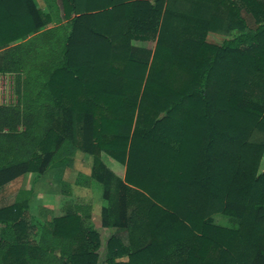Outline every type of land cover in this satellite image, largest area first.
I'll list each match as a JSON object with an SVG mask.
<instances>
[{
  "label": "trees",
  "instance_id": "1",
  "mask_svg": "<svg viewBox=\"0 0 264 264\" xmlns=\"http://www.w3.org/2000/svg\"><path fill=\"white\" fill-rule=\"evenodd\" d=\"M60 3L68 23L49 28L35 0H0L18 98L0 108V189L82 151L128 242L102 257L90 221L37 224L21 192L0 208V264H264V0Z\"/></svg>",
  "mask_w": 264,
  "mask_h": 264
},
{
  "label": "crops",
  "instance_id": "2",
  "mask_svg": "<svg viewBox=\"0 0 264 264\" xmlns=\"http://www.w3.org/2000/svg\"><path fill=\"white\" fill-rule=\"evenodd\" d=\"M59 0L53 2L50 6H47L46 0H42L40 8L43 9L44 12L52 11V25L49 28H55L58 26L66 25L68 21L64 19L63 10L61 6L58 4ZM60 7V8H59ZM55 14V15H54ZM150 43H141L136 42L135 45L142 48H150L148 46ZM3 54L4 51H0V69L3 65ZM79 152L76 153L74 157V165L73 167L67 168H52L53 172L52 177L49 179L46 177V173L40 176L39 174L29 173L25 176L26 179L23 180L21 184L16 187L8 188V190L0 189V208L11 206L15 203L17 196L21 192H31V195L28 196L30 199L29 202V210L27 213L28 219L31 221H35L37 224H45L51 223L55 219H61L65 217L67 214H78V218L82 219L85 222H91V224L96 228L98 233L100 234V240L102 246L98 252V254L102 257L106 254L105 248L108 239L112 235L118 236L120 239L127 240L126 235L124 234L125 230H117L105 228L102 223V207L104 205L103 199V188L98 185L96 182L92 181L91 173H77L75 178H71L72 172L74 175V170L76 167V156ZM87 157V156H86ZM118 166V165H117ZM110 168V166L108 165ZM113 170V169H111ZM114 171V170H113ZM116 173V171H114ZM33 174V175H30ZM118 174V173H116ZM119 175V174H118ZM120 176V175H119ZM71 178V179H70ZM53 181V184L50 188V181ZM101 187V188H99ZM42 188V189H41ZM52 191V195L45 196L43 190ZM47 191V192H51ZM102 192V193H101ZM47 195V194H46ZM51 196V197H49ZM77 198L83 199V201L78 202ZM42 199V203L40 200ZM37 201L36 206L34 207L33 202ZM41 204V205H40ZM81 206V207H79ZM77 207L82 208L84 210H80L77 212ZM86 224V223H85Z\"/></svg>",
  "mask_w": 264,
  "mask_h": 264
},
{
  "label": "rangeland",
  "instance_id": "3",
  "mask_svg": "<svg viewBox=\"0 0 264 264\" xmlns=\"http://www.w3.org/2000/svg\"><path fill=\"white\" fill-rule=\"evenodd\" d=\"M41 2H42V0H35V3H36V5L38 7H40ZM58 4L61 6L60 0L58 1ZM243 15L245 17L246 22L249 24V26L250 27L254 26V24H255L254 18L252 16L247 15L246 13H243ZM51 25L52 24H50L49 26H51ZM224 40H225V37H223V36H218V35H215V34H210L208 36V42H210L212 44L221 45L224 42ZM148 46H150V48H153L154 47V44L153 43H150V44H148ZM14 93H15V97H17L16 88H15V92ZM16 100L18 102V98H16ZM17 102L14 103L12 106L16 105ZM75 160H76V167H75V170H74V175H73V172H72L71 178H75L76 177V174L78 172L79 173H87V172L92 171V167H93V158L92 157L84 154L82 151H79V153L76 156ZM104 161L106 162L107 165L110 166V169H113L114 171H116V173H118L120 175V177L124 178V175H125V167L124 166H120V165L117 166V164L114 161H112L111 159H109L106 156L104 157ZM260 170L262 172H264V158H263V160L261 162ZM52 172H53V169L51 168L46 173L47 175L45 174L46 177H47V179H49L50 176L52 177V174H51ZM30 175H33V174H30ZM24 179H26V178L23 177V178L18 179L17 181H15L14 183H12L11 185H8L7 187H5L3 190H8V188H13V187L18 186L19 184H21L23 182ZM49 181H50V188H51V185L53 184V181L52 180H49ZM50 188H49V190H43V192L40 191V193H43L45 196L52 195V191H51ZM99 188H101V187H99ZM101 190H102V188H101ZM47 191H51V192H47ZM49 197H51V196H49ZM79 200L80 201H83V199L77 198V201L78 202H80ZM40 203H42V199L40 200ZM33 204H34V207H35L36 204H37V201L33 202ZM214 221H215V223H217L219 225H222V226H229L230 225L229 219L228 218H225L224 216H216L214 218ZM124 234L126 235V238H128L127 231H125ZM122 241L125 244H127V240L126 239L125 240L122 239Z\"/></svg>",
  "mask_w": 264,
  "mask_h": 264
},
{
  "label": "built area",
  "instance_id": "4",
  "mask_svg": "<svg viewBox=\"0 0 264 264\" xmlns=\"http://www.w3.org/2000/svg\"><path fill=\"white\" fill-rule=\"evenodd\" d=\"M15 88V75L0 72V108L12 106L17 102Z\"/></svg>",
  "mask_w": 264,
  "mask_h": 264
}]
</instances>
